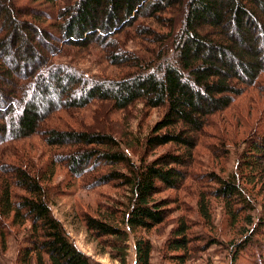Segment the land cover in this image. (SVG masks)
I'll list each match as a JSON object with an SVG mask.
<instances>
[{"label":"trees","instance_id":"1","mask_svg":"<svg viewBox=\"0 0 264 264\" xmlns=\"http://www.w3.org/2000/svg\"><path fill=\"white\" fill-rule=\"evenodd\" d=\"M32 2L43 6L28 10L20 0H0V84L9 87H0V145L29 139L55 113L83 111L92 104L107 105L112 114L138 103L146 111H161L142 148L147 155L167 146L178 153L152 161L132 162L109 133L52 129L44 138L49 147L71 149L63 161L74 179L89 170H111L93 186L115 183L125 189L126 202L118 205L122 215L117 220L84 217L86 231L120 264L132 235L135 264H149L150 242L138 235L150 233L169 217L171 204L159 196L184 184L212 118L236 113V104L264 76V0ZM129 42L139 51H129ZM143 44L151 47L142 49ZM93 49L108 65L126 68L128 75L88 78L72 65L55 61ZM104 50H109L107 55ZM228 120L222 118L223 123ZM254 135L255 141H243L248 146L238 163L239 175H207L214 184L209 194L224 203L231 222L246 216L249 226L255 201L247 193L257 185L264 191V132ZM11 173V179L4 174L6 178H0L1 252L14 235L21 236L16 264H92L50 210L51 174L41 177L21 168ZM199 208L209 219L208 205L201 201ZM262 208L259 223L233 246L234 261L251 255L264 263V243L259 239L264 234V204ZM189 237L188 226L180 223L169 241L172 252H181L173 257L177 264L187 261Z\"/></svg>","mask_w":264,"mask_h":264},{"label":"rangeland","instance_id":"2","mask_svg":"<svg viewBox=\"0 0 264 264\" xmlns=\"http://www.w3.org/2000/svg\"><path fill=\"white\" fill-rule=\"evenodd\" d=\"M32 1L20 0V3L21 6H26V9L30 6L37 8L43 6ZM42 10L46 15H53L49 9ZM25 14L26 12L23 13ZM144 22L149 26V21ZM50 23L51 21H48L45 26ZM50 41L55 44V41ZM144 47L149 49L151 46L143 44L142 49ZM127 49L135 53L139 51L134 42L127 43ZM109 50H104V55H107ZM16 61L22 60L16 58ZM55 61L72 65L88 78H119L128 75L126 68L108 65L102 55L94 49L90 52L72 53L71 56L65 54L63 58ZM0 87L4 90L9 88L2 84ZM240 101L236 104L239 106L236 113L228 111L224 115H218L212 118L213 122L204 129L194 153L196 165L190 166V175L188 173L181 188L165 191L159 196V199L169 201L171 204L169 217L163 225L150 233L138 235L139 238L150 242L149 264H177L173 257L181 255V252H172L169 249V241L180 223L186 224L190 232L191 244L187 248L185 264L263 263L251 255L233 260V246L242 241L244 235L259 223L263 213L264 191L261 186L257 185L255 190L247 193L255 201V210L251 214L252 226L246 223V216L231 222L224 203L209 194L214 184L209 181L207 175L213 174L224 179L233 173L239 175L238 163L242 161L248 146L243 144V141L251 143L256 140L254 135L256 132H264V76L261 77L258 87L252 89ZM161 116V111H146L139 103L124 113L112 114L109 106L100 103L92 104L83 111L55 113L39 125L37 134L29 139L0 145V169L1 167L6 169L0 170V178L6 176L13 178L12 173H9L15 168L25 169L32 175L38 174L41 177L51 174L48 182L51 192L50 210L62 223L77 250L88 257L92 264H120L112 259L110 249L103 248L101 242L95 241L86 231L83 219L87 216L120 219L122 212L120 214L119 211H123V207L118 205L126 202V190L119 188L115 183L93 186L100 177L111 171L108 168L89 170L83 178H72L63 161V157L70 153L71 149L49 147L44 138L52 129L109 133L120 141L121 150L126 152L132 162L137 163L141 159L152 161L168 152L178 153L177 148L167 146L147 155L142 148L144 137L149 134ZM222 118L229 119L226 121L228 123H223ZM201 201L208 205L209 219H205L200 212ZM117 226H120L118 221ZM17 229L13 228L14 231H19ZM20 239L21 236L17 238L14 235L7 239L6 251L0 250V264H16ZM259 239L264 243L262 232ZM211 241L215 243L210 244ZM134 243V237L129 236L125 242L124 264H135Z\"/></svg>","mask_w":264,"mask_h":264}]
</instances>
